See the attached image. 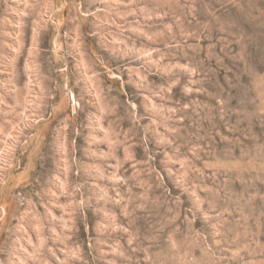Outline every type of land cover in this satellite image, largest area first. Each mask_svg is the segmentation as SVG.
<instances>
[{
	"label": "clouds",
	"instance_id": "clouds-1",
	"mask_svg": "<svg viewBox=\"0 0 264 264\" xmlns=\"http://www.w3.org/2000/svg\"><path fill=\"white\" fill-rule=\"evenodd\" d=\"M0 264H264V0H0Z\"/></svg>",
	"mask_w": 264,
	"mask_h": 264
}]
</instances>
